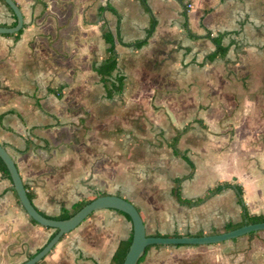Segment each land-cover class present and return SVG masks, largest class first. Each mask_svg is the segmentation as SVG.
Returning a JSON list of instances; mask_svg holds the SVG:
<instances>
[{"label": "crops", "instance_id": "obj_1", "mask_svg": "<svg viewBox=\"0 0 264 264\" xmlns=\"http://www.w3.org/2000/svg\"><path fill=\"white\" fill-rule=\"evenodd\" d=\"M20 35L0 33V143L35 207L57 216L95 194L139 209L149 235L224 232L243 220L223 181L242 185L248 212L264 215V0H14ZM15 18L0 0V26ZM118 55L121 92L93 65ZM222 35L224 56H207ZM196 35V36H195ZM145 41L138 45V42ZM0 170V264H21L53 228L34 223ZM168 224L160 229L159 224ZM152 228V233L148 229ZM170 229L167 230L166 228ZM131 221L94 211L40 264H109ZM139 264H264V230L203 245H153Z\"/></svg>", "mask_w": 264, "mask_h": 264}, {"label": "water", "instance_id": "obj_2", "mask_svg": "<svg viewBox=\"0 0 264 264\" xmlns=\"http://www.w3.org/2000/svg\"><path fill=\"white\" fill-rule=\"evenodd\" d=\"M4 1L15 13L17 22L14 26L10 27L0 26V33L18 32L23 27V13L19 5L14 0ZM179 1L183 2V0ZM0 158L3 160L9 170L13 187L26 213L39 224L57 229L56 233L37 253L29 257L21 264H37L42 262L65 234L74 230L94 211L106 208L122 211L127 213L131 218L133 237L123 264H138L139 259L144 254L146 247L149 245L212 244L231 240L257 230H264V221H261L255 223H245L234 229L214 234L149 235L147 234L144 219L137 206L129 199L117 194L98 195L66 219L51 218L40 212L33 204L14 159L2 143H0Z\"/></svg>", "mask_w": 264, "mask_h": 264}, {"label": "trees", "instance_id": "obj_3", "mask_svg": "<svg viewBox=\"0 0 264 264\" xmlns=\"http://www.w3.org/2000/svg\"><path fill=\"white\" fill-rule=\"evenodd\" d=\"M1 1L12 12V14H13V16L15 18V21L13 22V25H15L16 22H17L15 13L6 4V2L4 0H1ZM141 3L143 5L145 11H149V7H148L147 0H141ZM21 32H22V29H20L18 31L17 35H20ZM104 37H105L106 41L109 44V46L107 48L108 53H109V56L106 59H104L101 63L94 64L93 65V68L97 72V74L101 77V79L103 80V82L105 83V85L107 84L108 94L109 95H112L114 92H121L123 90V88H124V78H123V76H120V75L114 77V72L117 69V64H118V55H117V52L115 51L113 36H112V34L110 33L109 30H106L104 32ZM206 37H212L211 31H207ZM212 39H213V41H214V43L216 45V48H215V50L213 52H211L207 56V59H209V60H213V59H215L218 56H224L227 53L228 49H229V46H226V45H224L222 43V35L213 36ZM144 43H145V41H140V42H138V45H142ZM187 129H188V127L184 128L183 130H178L177 131V134L175 135V137L173 139V141L171 142V147L173 148V152L176 155H179V156L183 157L186 161H188L192 165V171H191L190 174H188V175H186L184 177L177 178V180H176L177 185L175 187V195H176L177 199L180 202L187 203V204L196 203L198 201L204 200L206 197H208V196H210L212 194H215V193H218V192L222 191L225 188L232 187L237 192L239 203H240V205L243 208L244 218H243L242 221H240L238 223H234V224L231 223V224H229L225 228V231L234 229V228L239 227V226H241V225H243L245 223H255V222L264 221V215H252V214H249L247 204H246V202H245V200L243 198V187H242L241 184H239L237 182H233V181H223V182L219 183L218 185H216L214 188L210 189L209 192L207 193V195H205L202 198L185 199V198L181 197L180 188H179V185L180 184L179 183H180V181H182L183 178L190 177L192 175L193 171H194L193 161L191 160V158L188 156V154L186 152L181 151L179 149V147H178V141L180 139V136ZM0 170L3 173L4 176H6L9 179H11L9 170H8L6 164L3 162V160L1 158H0ZM15 193H16V191H15ZM103 194L104 193H102V194H95L92 197H89L87 199H82V200L78 201L77 203H75L70 210H68V209L67 210H63L57 216H49V215H46V216L51 217V218H55V219H66V218L70 217L71 215H73L76 211H78L86 203H88L89 201H91L92 199H94L95 197H97L98 195H103ZM16 195H17V193H16ZM28 195H29L30 198H32V194L30 192H28ZM17 198H18V195H17ZM18 201L21 204L19 198H18ZM120 212L122 214H124L127 217L128 220L131 221V218H130V216L127 213H124L122 211H120ZM30 220L32 222H34V223L39 224L37 221H35L31 217H30ZM48 228H51V227H48ZM53 230L54 231L52 232L50 238L57 231V229H54V228H53ZM156 235H160V234H156ZM175 235H178V234H175ZM198 235H203V233H199ZM132 237H133V230L131 229L129 236L127 238H124V239L120 240V242L118 243V246L116 247V249H115V251H114V253H113L112 257H111V260H110V263L109 264H123V261L125 259L126 253H127L128 249H129V246L131 244ZM151 246H153V245H149V246L146 247V250H145L144 254L141 256V258L139 259L138 264L145 257L148 249ZM177 246H181V245L179 244ZM37 264H40V262L37 263Z\"/></svg>", "mask_w": 264, "mask_h": 264}, {"label": "rangeland", "instance_id": "obj_4", "mask_svg": "<svg viewBox=\"0 0 264 264\" xmlns=\"http://www.w3.org/2000/svg\"><path fill=\"white\" fill-rule=\"evenodd\" d=\"M168 224H166V223H160L159 224V227H160V229H163L165 226H167ZM167 230H169L170 228L169 227H167L166 228ZM153 231H152V228L150 227L149 229H148V233H152Z\"/></svg>", "mask_w": 264, "mask_h": 264}]
</instances>
